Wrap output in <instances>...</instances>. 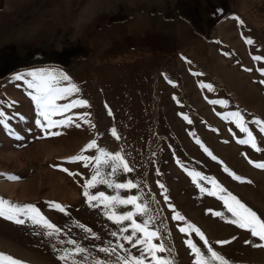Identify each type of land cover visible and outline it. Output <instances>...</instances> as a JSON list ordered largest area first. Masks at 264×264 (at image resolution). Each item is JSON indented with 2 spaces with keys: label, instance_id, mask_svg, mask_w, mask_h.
Returning <instances> with one entry per match:
<instances>
[{
  "label": "rangeland",
  "instance_id": "obj_1",
  "mask_svg": "<svg viewBox=\"0 0 264 264\" xmlns=\"http://www.w3.org/2000/svg\"><path fill=\"white\" fill-rule=\"evenodd\" d=\"M248 39L253 43L247 44ZM255 56L264 57V0H0V110L8 125H0V197L35 205L60 229L48 236L50 230L27 218L17 224L0 217V253L22 264H94L96 259L122 264L118 256L141 255L142 245L132 247L122 239L131 234V222L116 224L108 218L113 211L123 214L134 208L106 209L97 201L90 206L83 191L95 169L68 162L81 154L97 155L96 149L82 153L94 139L99 148L119 152L132 168L109 177L110 168L102 166L105 178L131 181L137 187L116 190L97 184L89 194L141 197L139 203L149 212L135 219L151 217L149 229L159 236L153 242L169 250L159 255L171 264H193L188 239L201 248L209 264H218L194 232L179 231L188 224L199 228L228 264H264V247L259 246L264 241L230 223L234 217L223 201L202 193L185 171L214 178L264 219V169L254 166L264 163V133L253 123L264 121V60ZM37 69L63 72L71 79L62 86L74 83L80 89L58 103L83 99L90 107L52 117H72L80 128L37 127L36 120L42 118L28 95L32 90L13 79ZM212 100L226 101L227 106ZM231 112L244 117L259 151L237 142L247 134L222 118ZM83 113H89L94 127L76 119ZM225 167L241 180L233 179ZM198 183L214 190L208 181ZM175 213L185 219H172ZM124 227L129 232H121ZM76 246L87 251L59 259ZM101 247L115 248L116 254L99 252Z\"/></svg>",
  "mask_w": 264,
  "mask_h": 264
},
{
  "label": "snow or ice",
  "instance_id": "obj_2",
  "mask_svg": "<svg viewBox=\"0 0 264 264\" xmlns=\"http://www.w3.org/2000/svg\"><path fill=\"white\" fill-rule=\"evenodd\" d=\"M247 44H252L253 41L251 39L246 40ZM254 60H264V57L255 56ZM250 70V69H249ZM261 74L264 75V69H261ZM16 81H23L24 84L27 85V88L32 90L28 93L31 101L34 103L37 109L38 117L42 118V120L46 123H42L41 119L36 120L37 127L42 129H50L53 127L60 126H71L74 124L76 128L81 127V123H75L72 117H67L63 120H54L52 117L56 115H63L66 112H69L73 108H87L90 107L87 100L83 99H75L70 103L59 104L58 101L67 99L69 96L74 93H78L80 89L74 83H68L67 85L62 86V81L67 82L70 81V77L63 73L57 72L52 69H37L28 71L26 73H19L13 77ZM171 83V82H170ZM264 83V81H261ZM202 87L207 88L209 91H212V85L204 84ZM3 101H0L2 104ZM15 102L13 101L8 106L12 107ZM212 104H221L223 106H227L226 101L212 100L210 101ZM89 113H83L76 117V119L82 121L85 124L91 125V122L87 119ZM109 115L111 112L109 111ZM223 119H231L236 127L242 133L247 134V139H240L237 142L240 144H250L254 149L259 151L256 145V138L253 136L252 131L246 126L244 122V117L239 112H231L228 113L227 116H222ZM185 120L188 118L185 116ZM5 113L0 110V125H4L8 127L6 124ZM191 123V121H188ZM253 123L260 125V132L264 133V121L256 119ZM94 127V125H91ZM52 136L61 135L60 132H51L49 133ZM112 135L117 139L119 137L116 134V130L112 129ZM197 144H201L200 140H196ZM204 152H206L213 160H216V157L212 155V153L201 144ZM90 149H96L97 155L95 156H87V155H77L70 157L69 163L83 162V166L88 168L92 165L95 169L94 174L92 175L90 180H87L84 184L83 195L86 197L87 202L92 205L93 201H97L102 203L106 209H114L117 205L128 206L131 205L134 208V211H128L123 214H117L115 211L112 212L111 215L108 216L110 220H113L116 224H121L124 221H130V229L131 234L127 236H123L122 239L130 244L132 247H137L138 245H142L141 255L139 257L136 256H127V257H117L118 261H122V264H146V260L148 264H171V261L166 257L159 255V253H165L169 251L165 248L164 244L161 242L159 244L154 243L155 239H159L157 230H150L149 224L151 222V217L148 219H144L142 222H137L135 219L136 216H144L147 215L149 209L147 205L139 203L141 197L139 196H127L126 198L121 197L119 194L117 195H106L104 192H99L95 195L89 194V189L96 187L97 184H105L109 188H114L116 190L120 189H132L136 188L137 185L132 183L131 181L127 183H116L110 179L105 178V176L101 173L100 169L102 166H107L110 168V171L107 173V176H112L117 173L119 169H122L123 172H131L132 168L129 167L128 163L124 160L119 152L113 154L105 151L103 148H99L96 140L90 141L84 149H82V153L86 152ZM94 162V164H93ZM179 163V161H178ZM249 163H253L249 161ZM257 168L264 169V163H255L254 165ZM183 167V165H181ZM61 171L68 172L67 168H61ZM187 174L192 178V183L195 184L200 191L207 192L210 196H217L218 199L222 200L224 206L227 211L232 214L234 219L229 221L232 224L237 225L241 229H246L250 232L251 236L258 237L259 240L264 241V219H261L260 216L257 215L255 211L251 208L247 207L240 200H238L231 193H227L226 189H224L214 178H208L202 175L200 172L189 171L185 169ZM224 171L227 172L230 176H232L235 180H241V177L235 175V173L231 172L227 167L224 168ZM70 175H77L76 173H69ZM8 179L15 180L18 177L9 176ZM198 181H208L213 185L214 190H208L201 186ZM163 188V185H160ZM218 193H226V195H218ZM167 199V197H165ZM51 206L56 208L60 212H65L66 209L55 202H50ZM216 216L223 217L222 212L214 213ZM0 217H3L7 220L14 221L17 224H24L25 219L31 220V222L35 225H41L44 228L50 230L47 232L48 236H52L55 233L60 231L55 225H53L45 216L42 215L40 210L32 204L26 205H17L6 199L0 197ZM24 217V218H21ZM174 220L183 221L185 218L179 213H175L172 216ZM129 227H124L120 231L121 232H129ZM85 231H90V229H85ZM180 232H194L201 241H203L204 247L207 249V253L210 254L212 261H217L218 264H228L222 256H220L213 248L209 245V242L205 235L201 232L199 228L195 225L188 224L187 227H181L179 229ZM140 234L139 236L137 234ZM113 236H117L116 232L112 233ZM230 241H218L220 244H227ZM68 243L76 245V241H68ZM188 249H190L191 254L194 256L193 264H209V260L205 257V253L202 252L201 248L196 245L191 239L186 241ZM264 247V245H259ZM119 248L124 249V245H118ZM87 250L83 247L76 246L72 250L66 251L63 255L59 256L61 261L68 260L69 257H74L77 255L84 254ZM99 252L105 253L106 255H115L116 249H109L107 247H101L98 249ZM127 251V250H125ZM150 258V259H149ZM84 259H87L85 256ZM0 264H22L21 261L14 259L9 255H5L4 253H0ZM94 264H105L104 261L99 259L94 260Z\"/></svg>",
  "mask_w": 264,
  "mask_h": 264
},
{
  "label": "bare ground",
  "instance_id": "obj_3",
  "mask_svg": "<svg viewBox=\"0 0 264 264\" xmlns=\"http://www.w3.org/2000/svg\"><path fill=\"white\" fill-rule=\"evenodd\" d=\"M227 23H228V22H227ZM227 23H226V25H227V26H226V28L228 29V28H229V25H230V23H229V25H228ZM220 31H221V30H220ZM225 32H226V31H225ZM237 32H238V31H237ZM220 34L222 35V33H220ZM224 37H225V36H224ZM224 37H223V38H224ZM227 40H228V39H227ZM2 183H3V182H1V181H0V185H1Z\"/></svg>",
  "mask_w": 264,
  "mask_h": 264
}]
</instances>
